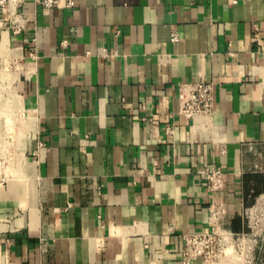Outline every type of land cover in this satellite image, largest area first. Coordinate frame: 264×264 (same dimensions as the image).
<instances>
[{
  "label": "crops",
  "instance_id": "crops-1",
  "mask_svg": "<svg viewBox=\"0 0 264 264\" xmlns=\"http://www.w3.org/2000/svg\"><path fill=\"white\" fill-rule=\"evenodd\" d=\"M72 1L24 0L18 34L0 12V264H182V236L211 231L218 206L248 232L264 197V0ZM199 82L213 113L187 119L179 88Z\"/></svg>",
  "mask_w": 264,
  "mask_h": 264
},
{
  "label": "built area",
  "instance_id": "built-area-1",
  "mask_svg": "<svg viewBox=\"0 0 264 264\" xmlns=\"http://www.w3.org/2000/svg\"><path fill=\"white\" fill-rule=\"evenodd\" d=\"M35 3L41 5L45 9L53 7L71 8L74 3L72 0H34ZM24 0H0V12L3 22L9 23L15 34L22 30V20L18 15V7ZM236 3V0H230ZM176 41L174 37L172 39ZM213 86L209 83L199 82L195 84H184L179 88V114L187 119L195 120L198 117H209L213 113ZM6 162L0 159L1 173ZM206 181V187L211 193L222 192L226 185L224 175L219 169L206 168L203 172ZM4 181V175H0V184ZM256 214H254V213ZM222 212L215 207L212 212L215 225L209 232H201L194 234H185L182 236V264H221V260L233 252L234 242H238L239 246L254 242H260L259 250L264 252V205H256L244 211L243 219L246 222L248 232L234 233L226 229L222 223L217 221L222 218ZM250 216H254L259 221L263 220L260 229L251 227L247 220ZM257 216V218H256ZM251 250V249H250Z\"/></svg>",
  "mask_w": 264,
  "mask_h": 264
},
{
  "label": "rangeland",
  "instance_id": "rangeland-1",
  "mask_svg": "<svg viewBox=\"0 0 264 264\" xmlns=\"http://www.w3.org/2000/svg\"><path fill=\"white\" fill-rule=\"evenodd\" d=\"M4 131L5 130L1 132L4 133ZM5 165L6 163L3 166ZM2 174L3 172L1 173L0 169V175ZM247 222H249L250 228L256 227V229H260L263 224V220L259 221L258 219H255L254 216H250V220H247ZM234 243L235 244L233 245L232 249L229 250V253L233 252V255L230 254L229 256L223 258L221 260V264H264V252H261L259 250L260 242H258L257 244L251 242L248 244H244L243 246H239L238 244H236L238 242Z\"/></svg>",
  "mask_w": 264,
  "mask_h": 264
},
{
  "label": "bare ground",
  "instance_id": "bare-ground-1",
  "mask_svg": "<svg viewBox=\"0 0 264 264\" xmlns=\"http://www.w3.org/2000/svg\"><path fill=\"white\" fill-rule=\"evenodd\" d=\"M258 205H264V197L258 200Z\"/></svg>",
  "mask_w": 264,
  "mask_h": 264
}]
</instances>
